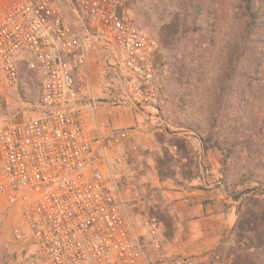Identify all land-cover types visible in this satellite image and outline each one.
Wrapping results in <instances>:
<instances>
[{"label": "built area", "instance_id": "1", "mask_svg": "<svg viewBox=\"0 0 264 264\" xmlns=\"http://www.w3.org/2000/svg\"><path fill=\"white\" fill-rule=\"evenodd\" d=\"M73 1L79 24L61 0H0L5 81L21 83L20 61L41 72L37 113L0 125V195L23 222L14 238L34 247L20 264H161L163 221L143 214L144 233L135 230L108 179L106 124L95 135L83 117L96 105L93 45L119 50L129 91L148 104L157 96L156 42L128 0ZM213 261L222 264L219 255Z\"/></svg>", "mask_w": 264, "mask_h": 264}, {"label": "rangeland", "instance_id": "2", "mask_svg": "<svg viewBox=\"0 0 264 264\" xmlns=\"http://www.w3.org/2000/svg\"><path fill=\"white\" fill-rule=\"evenodd\" d=\"M181 1L128 0L137 24L156 42L153 86L157 96L148 104L138 103L129 91L119 50L91 49V86L96 105L87 106L91 114L100 116L96 123L107 127L104 144L110 151L108 179L122 211L133 215L140 230L142 215L152 213L159 200L152 199L143 207L130 198L133 178L139 172L143 181L137 178L138 187L158 175L159 182L167 180L177 187L212 188L222 193L225 199L218 201L213 194L211 201L224 205L225 216L230 217L229 224L221 228L226 240L225 264H264V183L249 176L252 166L264 160V141L257 133L251 138V143L260 144L261 154L252 146L247 148L242 138L231 148L225 119L222 127L210 122L212 70L219 46L212 38L216 34L218 40L223 33L222 20L230 0H195L203 2L204 8L195 22L186 21V27L181 20ZM61 2L79 24L74 1ZM21 72V83L11 86L0 64V125L37 113L41 74L27 70L23 63ZM220 110L229 117L240 113L233 108ZM125 131L128 136L122 135ZM16 226H23L20 215L0 195V264H20L34 249L28 239L14 238Z\"/></svg>", "mask_w": 264, "mask_h": 264}, {"label": "trees", "instance_id": "3", "mask_svg": "<svg viewBox=\"0 0 264 264\" xmlns=\"http://www.w3.org/2000/svg\"><path fill=\"white\" fill-rule=\"evenodd\" d=\"M180 7L183 9L182 25L186 27L187 20L195 22L200 17L204 4L182 0ZM222 23V35L218 40L216 34L212 38L219 46L215 50L212 70L214 100L210 122L222 127L225 119L231 148L242 138L247 148L254 147L261 154L260 144L251 143V138L257 133L264 141V0H230L225 6ZM222 108L237 109L240 113L237 117H229V113L221 114ZM215 144L222 146L218 140ZM251 169L249 176L264 183V160Z\"/></svg>", "mask_w": 264, "mask_h": 264}, {"label": "crops", "instance_id": "4", "mask_svg": "<svg viewBox=\"0 0 264 264\" xmlns=\"http://www.w3.org/2000/svg\"><path fill=\"white\" fill-rule=\"evenodd\" d=\"M93 46L103 49L100 43ZM22 63V61L19 62L20 70ZM83 117L92 132L95 135L100 134L101 125L96 123V118L100 116L91 114L87 106L84 108ZM104 151L109 156L110 151L108 152L107 148L102 150L103 153ZM115 160L116 158L111 160L112 164L116 162ZM136 175L135 181L137 178L143 181V175L140 172ZM152 178L148 184L143 183L139 187L135 186L136 183L133 181L130 198L137 199L143 207L152 199L159 200L157 201L159 205L152 209V214H156L163 221L162 239L167 257L161 264H213L214 255H223L222 264H225L226 240L221 228L229 224L230 217L225 216L224 205L213 204L211 201L213 194L218 197V201L225 199V196L219 192L215 193L212 188L177 187L167 180L159 182L158 175ZM124 214L133 223L138 233H144L143 228L139 229L141 225L137 227L138 225L134 223L133 215Z\"/></svg>", "mask_w": 264, "mask_h": 264}]
</instances>
